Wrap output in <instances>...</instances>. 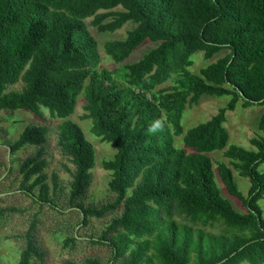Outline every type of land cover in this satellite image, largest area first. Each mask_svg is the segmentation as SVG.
<instances>
[{"label":"trees","instance_id":"16d2710c","mask_svg":"<svg viewBox=\"0 0 264 264\" xmlns=\"http://www.w3.org/2000/svg\"><path fill=\"white\" fill-rule=\"evenodd\" d=\"M90 17L98 31L135 24L123 39L103 45L116 64L145 40L157 45L137 61L109 69L101 65L97 40L85 22ZM221 50L228 52L191 70L194 53L209 59ZM18 82L20 89H9ZM79 95L80 118L89 119L91 133L115 148L113 157L102 161L115 196L99 206L78 202L95 166L92 142L70 118ZM202 95L230 100L210 119L184 130V110ZM239 99L245 106L264 104V0H0V110L39 116L45 107L61 119L57 146L74 166L68 209H77L84 225L89 217L120 208L101 234L90 238L110 248L105 264H264V217L258 204L264 196V172L258 170L264 162V114L259 123L263 134L251 139L255 149L228 145L225 111ZM46 133L43 125H28L9 149L38 146L21 164L19 189L60 211L42 173ZM176 135L182 146L175 144ZM224 148L250 179L244 196L231 170L217 162L219 178L245 212L235 210L216 183L210 153ZM52 180L55 192V174ZM13 210L0 208V220ZM215 222L226 232L203 229ZM36 224L34 218L15 264L43 260ZM76 238H64V245L72 246ZM80 264L101 262L86 258Z\"/></svg>","mask_w":264,"mask_h":264},{"label":"rangeland","instance_id":"374dc122","mask_svg":"<svg viewBox=\"0 0 264 264\" xmlns=\"http://www.w3.org/2000/svg\"><path fill=\"white\" fill-rule=\"evenodd\" d=\"M116 9H120L118 6ZM90 18H86L88 30L97 40L98 49L101 53V65L109 69L119 66L122 63H133L140 59L144 53L157 45V42L145 40L138 46L122 63L116 64L104 53V43L109 40L123 39L127 31L135 24L126 22L115 31H98L91 25ZM228 50H221L211 58L205 59L203 52H196L192 55L191 70L197 72L201 67L217 58L222 57ZM168 83V82H167ZM166 83V84H167ZM164 84V85H166ZM21 82L11 85L9 89H20ZM230 96L202 95L196 103L188 105L183 112L181 124L184 130L210 119L221 107H226ZM82 96L79 95L74 112L70 118L79 124L87 139H89L95 150V166L92 169V181L87 193L83 198L78 199L83 206L97 205L112 201L114 193L108 190L110 171L102 167V161L110 159L115 153V148L106 141H101L90 131V120L80 118L83 114ZM264 114V104L243 105L239 99L236 105L225 111L223 126L227 129L229 138L228 145L235 144L245 149H255L251 139L263 134L259 123ZM61 119L53 117L48 109L41 107V115L37 116L32 112L17 110H0V208L12 207L11 212H5L0 220V264H15L19 254L25 246V233L34 218L36 219V240L41 250L45 252L43 260L38 257L32 258V264H68L72 261L80 264L86 258H97L101 264H105L111 257V250L103 244L90 242L91 237H98L110 219L120 213V208L109 211L102 217H89L86 224H81L80 214L75 208H69V186L72 179L70 172L74 166L64 156L57 146V125ZM28 125H43L47 128L46 141L43 144V158L46 165L42 170L45 174V182L50 188V196L60 211L55 210L48 204H40L20 190V182L23 178L21 172L22 162L33 156L38 149L36 145L27 144L14 153L10 152L9 144H12L19 133ZM175 144L182 146L181 135L174 137ZM215 171V179L221 195L228 199L233 208L239 212H245L246 207L237 197L231 195L223 185L216 170L217 162L225 164L232 172L237 189L246 196L250 188V179L241 173L236 166L238 160H233L225 155V148L210 153ZM260 172H264V162L258 166ZM57 176L58 187L53 190L52 175ZM35 176L31 177L30 181ZM38 193V186L35 187ZM264 217V196L258 200ZM177 221L185 222L183 218L175 217ZM205 231L214 234H223L226 227L220 222L203 227ZM75 235L77 238L71 244L64 245V238ZM241 264H249L243 261Z\"/></svg>","mask_w":264,"mask_h":264}]
</instances>
